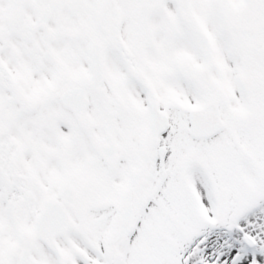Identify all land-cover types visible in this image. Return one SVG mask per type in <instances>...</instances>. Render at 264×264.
I'll return each instance as SVG.
<instances>
[{"label": "snow or ice", "instance_id": "6c2138e0", "mask_svg": "<svg viewBox=\"0 0 264 264\" xmlns=\"http://www.w3.org/2000/svg\"><path fill=\"white\" fill-rule=\"evenodd\" d=\"M0 264H264V0H0Z\"/></svg>", "mask_w": 264, "mask_h": 264}]
</instances>
